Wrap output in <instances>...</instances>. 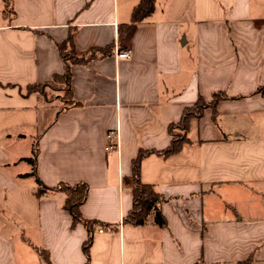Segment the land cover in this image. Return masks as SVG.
I'll return each mask as SVG.
<instances>
[{"label": "crops", "instance_id": "crops-1", "mask_svg": "<svg viewBox=\"0 0 264 264\" xmlns=\"http://www.w3.org/2000/svg\"><path fill=\"white\" fill-rule=\"evenodd\" d=\"M139 1L0 0V264H264V0H156L120 40ZM69 36L97 55L70 67L64 107L27 88L64 73ZM216 93L180 151L142 159L166 224L124 223L138 150L167 147L183 107ZM37 178L57 188L38 194ZM80 181L82 217L114 225L94 228L89 259L59 187Z\"/></svg>", "mask_w": 264, "mask_h": 264}, {"label": "trees", "instance_id": "trees-1", "mask_svg": "<svg viewBox=\"0 0 264 264\" xmlns=\"http://www.w3.org/2000/svg\"><path fill=\"white\" fill-rule=\"evenodd\" d=\"M14 0H4L6 5V11H11L12 2ZM155 2L156 0H140L137 5L133 7V12L131 16L130 24L122 25L119 27V39L123 40L127 30L134 23H139L146 20L152 13L155 11ZM11 13V12H10ZM14 14V12H13ZM59 54L62 56L64 62V73L61 75H54L52 80L46 83H34L28 86L27 93L32 94L36 93L44 97L45 100H50L53 97H56L57 93H61V99H63V106L67 107L73 102L72 99V88H71V70L70 67L75 65V63H86L90 61L91 58L95 57L96 52H90L89 55H77L74 47L73 40L71 37L66 39L63 43L58 46ZM57 92L56 94L48 95V90ZM264 94V90H259ZM227 97L223 94H214V97L210 102L205 101L203 97H199L195 104L188 105L183 107V112L179 121L170 122L168 124L169 131L171 134L170 143L167 147L163 149H143L140 148L136 157L132 160V201L133 206L129 212L125 215L124 223L129 222L134 225H140L145 223L150 214L154 215L155 221L160 225L166 224V219L161 212L160 205L165 201L164 197L150 184L145 183L141 179V162L142 159L153 152L157 154L168 157L169 154L178 152L181 150L183 144L188 140V130L189 122L191 118L199 117L203 114L204 108L212 107L215 108L218 101ZM38 152L37 143L34 144L32 157L29 159L32 161L33 166H35L36 160L35 157ZM38 182V194L49 191V189H54L57 187H47L43 182L37 178ZM60 189L66 191V197L64 200V208L68 209L73 218V224L83 222L87 227L88 232H90L88 238L84 240L82 247L89 259V249L92 241V231L96 226H101L104 229H110L114 227L111 223H105L100 220H89L83 218L81 215L80 207L83 204L84 200L87 197L88 185L85 182H79L76 184H61ZM46 259H48V254L46 251L40 250ZM238 264H252V257H247L243 261H239Z\"/></svg>", "mask_w": 264, "mask_h": 264}, {"label": "built area", "instance_id": "built-area-1", "mask_svg": "<svg viewBox=\"0 0 264 264\" xmlns=\"http://www.w3.org/2000/svg\"><path fill=\"white\" fill-rule=\"evenodd\" d=\"M132 55L131 50L130 49H124V50H120L119 52H116L115 58L118 60H120V58H124V59H128L130 58ZM107 145L105 147V149L108 150H117L118 149V130L116 128H112L109 129L107 131ZM99 231L103 230V227L99 226L98 228Z\"/></svg>", "mask_w": 264, "mask_h": 264}]
</instances>
